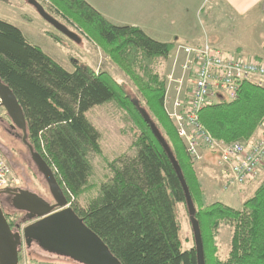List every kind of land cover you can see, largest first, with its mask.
Segmentation results:
<instances>
[{"label": "trees", "instance_id": "trees-1", "mask_svg": "<svg viewBox=\"0 0 264 264\" xmlns=\"http://www.w3.org/2000/svg\"><path fill=\"white\" fill-rule=\"evenodd\" d=\"M49 2L54 12L94 37L135 81L143 97L128 93L105 71L79 64L76 70H67L29 41L17 25L0 18V77L24 110L28 144L51 168L55 166L53 172L68 201L92 188L90 153L101 152V132L87 112L116 102L137 128L131 145L135 154L108 161L112 175L100 183L89 204L71 203L83 223L122 264H198L195 244L184 249L180 235L176 203L187 206L185 190L168 151L152 132L137 101L157 124L181 166L197 209L206 264H264V179L242 207L206 203L195 164L164 108L166 81L153 63L166 57L173 43L154 39L139 26L115 24L86 0ZM53 38L59 40L56 35ZM263 119L264 87L249 81L242 83L236 100L212 102L200 112L203 125L224 142L249 140ZM4 213L14 226L9 213ZM223 223L233 228L225 259L218 257L214 242ZM20 258L19 251V262Z\"/></svg>", "mask_w": 264, "mask_h": 264}, {"label": "rangeland", "instance_id": "rangeland-1", "mask_svg": "<svg viewBox=\"0 0 264 264\" xmlns=\"http://www.w3.org/2000/svg\"><path fill=\"white\" fill-rule=\"evenodd\" d=\"M92 1L97 2L99 8L109 13L113 18H111V22L118 25H137V22L141 21L140 19L144 16L151 18L145 24V26L152 28L151 37L160 41H170L174 45L166 57L157 58L153 63V68L165 81L167 80L166 75L172 69L175 52L180 44L200 45L207 40L226 52L235 55H255L264 59V0ZM16 2L17 0H12L7 6L0 4V12L8 14L17 11ZM40 2L50 14L77 33L81 37V41L77 42L70 39L39 13L34 12L37 14H34L33 19H31L30 13L27 16L32 21L28 22L30 24L19 20L21 24L24 23L25 26L21 24L20 26L32 42L39 45L67 70L74 71L76 65L79 64L89 66L97 72L105 71L123 84L128 93L143 100L135 81L102 50L88 31L79 28L76 24L54 12L49 0H41ZM53 35L58 36L59 40L54 39ZM182 56L183 54L178 59L180 64ZM176 71L177 75L180 76V66H177ZM122 110L123 108L119 107L118 103L109 102L95 106L87 112V117L101 132V152L90 153L93 169L89 183L92 188L78 199L72 195V201H69L70 206L72 202H76L80 207H85L98 194L100 183L112 175L108 161H112L123 154L129 156L135 154V149L131 145L137 137V128L132 126L131 119H128L127 115L124 116ZM11 123L6 110L1 107L0 148L4 160L14 175L19 177L20 186H24L25 189L54 202L48 184L34 163L28 146L21 138L8 131ZM193 163L208 204L220 201L235 208L242 207L243 202L254 194L264 179L263 174L244 186H231L226 189L224 178L217 173L218 158L215 154L206 152L203 160ZM52 168L56 172L55 166ZM5 209L8 211L6 213H9L8 218L14 223V230L22 233L23 228L31 221L25 219V213L17 210L13 205ZM176 210L181 224L180 235L183 248H191L195 241L188 208L186 204L178 202L176 203ZM18 225L20 226L18 227ZM232 235L233 228L229 224L223 223L218 229L214 242L217 245L219 258L228 257ZM20 255V264H83L68 256L47 251L37 241L28 246L24 237Z\"/></svg>", "mask_w": 264, "mask_h": 264}, {"label": "built area", "instance_id": "built-area-1", "mask_svg": "<svg viewBox=\"0 0 264 264\" xmlns=\"http://www.w3.org/2000/svg\"><path fill=\"white\" fill-rule=\"evenodd\" d=\"M182 62L179 63V56ZM177 66L181 75H177ZM164 108L174 121L190 159L197 163L210 152L218 158L217 173L226 189L244 186L264 174V119L257 132L245 141L224 142L213 137L200 120L201 110L212 102L233 101L240 86L249 81L264 87V59L229 53L205 41L180 44L166 75ZM216 99V101H213ZM20 186V179L3 158L0 148V190Z\"/></svg>", "mask_w": 264, "mask_h": 264}, {"label": "water", "instance_id": "water-1", "mask_svg": "<svg viewBox=\"0 0 264 264\" xmlns=\"http://www.w3.org/2000/svg\"><path fill=\"white\" fill-rule=\"evenodd\" d=\"M27 2L34 6L44 19L64 35L74 41H81V37L77 33L50 14L39 0H27ZM136 105L139 107V111L146 122L149 123L154 135L168 151L176 168L186 193L187 208L194 232L198 264H206L201 227L195 217L197 209L181 166L171 152L166 138L147 110L140 106L137 101ZM1 107L6 110L8 117L11 119V126L22 132L23 142L29 147L34 163L44 176L54 202L28 190H20L19 188L0 190V194L8 191L17 192L13 206L17 210L25 212V219L31 221L23 228L22 233L21 231H15L7 220L0 203V264H20L19 251L23 244V237L28 246L33 241H37L43 249L68 256L83 264H122L104 241L91 228L84 224L75 213L69 205L68 198L58 183L50 165L40 153L28 144V128L24 110L11 87L0 77Z\"/></svg>", "mask_w": 264, "mask_h": 264}, {"label": "crops", "instance_id": "crops-1", "mask_svg": "<svg viewBox=\"0 0 264 264\" xmlns=\"http://www.w3.org/2000/svg\"><path fill=\"white\" fill-rule=\"evenodd\" d=\"M12 0H0V4L7 6L10 5ZM96 9L100 11L101 14H103L109 21H111L112 16L105 12L103 9L99 8L97 2L88 0ZM16 5L18 6L17 11H12L11 13L4 14L3 12H0V18L4 19L6 21H9L15 25H17L24 33V35L29 39L28 35L26 34L25 30L20 26L19 20L23 21L26 24H30L28 22H32L30 19L27 18L28 14H31V19H33L34 14H37V10L27 2V0H17ZM150 6V5H148ZM33 8V9H31ZM34 10V11H33ZM108 11V10H107ZM37 12V13H34ZM113 19V18H112ZM141 21L137 22V25L135 24H124V25H135L141 27L149 36H151L152 28H149L148 26H145L147 21L151 20V18H148L147 16H144V18L140 19ZM22 23L21 25H24ZM25 26V25H24ZM29 41H31L29 39ZM32 42V41H31ZM163 42H170V41H163ZM34 43V42H32ZM35 44V43H34Z\"/></svg>", "mask_w": 264, "mask_h": 264}, {"label": "flooded vegetation", "instance_id": "flooded-vegetation-1", "mask_svg": "<svg viewBox=\"0 0 264 264\" xmlns=\"http://www.w3.org/2000/svg\"><path fill=\"white\" fill-rule=\"evenodd\" d=\"M8 131L11 134H14L16 137L21 138L22 141H23L22 132L20 130H18L17 128H13L11 126V124L9 126V130ZM26 146H27V144H26ZM4 154H5V152H4ZM15 188H19L20 190H28V189H25L26 187L24 188V186L23 187L22 186H18V187H15ZM16 194H17V192H14V191H8V192L0 194V203H1V206H2L3 210L6 207H8V206L12 207V205L14 204V199L16 197ZM4 211L8 212L6 209ZM12 227L14 229V226H12Z\"/></svg>", "mask_w": 264, "mask_h": 264}]
</instances>
